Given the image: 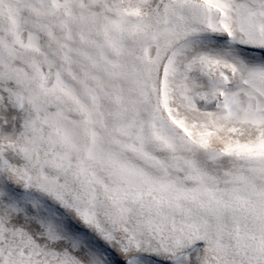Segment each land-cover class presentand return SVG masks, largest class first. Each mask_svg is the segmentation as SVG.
Returning <instances> with one entry per match:
<instances>
[{"label": "snow or ice", "instance_id": "6c2138e0", "mask_svg": "<svg viewBox=\"0 0 264 264\" xmlns=\"http://www.w3.org/2000/svg\"><path fill=\"white\" fill-rule=\"evenodd\" d=\"M0 264H264V0H0Z\"/></svg>", "mask_w": 264, "mask_h": 264}]
</instances>
